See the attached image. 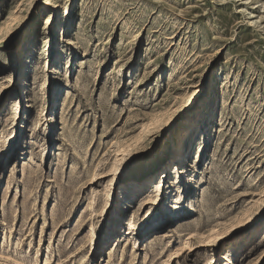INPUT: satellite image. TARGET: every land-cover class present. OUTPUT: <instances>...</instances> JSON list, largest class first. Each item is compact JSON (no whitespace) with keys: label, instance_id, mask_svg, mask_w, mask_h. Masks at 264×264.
Wrapping results in <instances>:
<instances>
[{"label":"rangeland","instance_id":"obj_1","mask_svg":"<svg viewBox=\"0 0 264 264\" xmlns=\"http://www.w3.org/2000/svg\"><path fill=\"white\" fill-rule=\"evenodd\" d=\"M0 264H264V0H0Z\"/></svg>","mask_w":264,"mask_h":264}]
</instances>
